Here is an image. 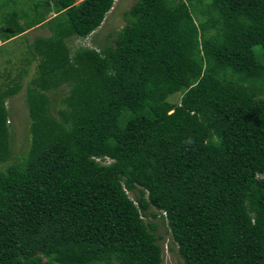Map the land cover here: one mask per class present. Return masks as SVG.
<instances>
[{"label":"trees","instance_id":"16d2710c","mask_svg":"<svg viewBox=\"0 0 264 264\" xmlns=\"http://www.w3.org/2000/svg\"><path fill=\"white\" fill-rule=\"evenodd\" d=\"M115 1L0 0V40L51 32L17 158L0 89V264H162L159 217L184 264H264V0H136L72 52Z\"/></svg>","mask_w":264,"mask_h":264},{"label":"rangeland","instance_id":"374dc122","mask_svg":"<svg viewBox=\"0 0 264 264\" xmlns=\"http://www.w3.org/2000/svg\"><path fill=\"white\" fill-rule=\"evenodd\" d=\"M34 1V0H31ZM136 0H116L113 8L107 13L102 25L91 35L85 38L73 36L67 39L72 52L80 47H100L107 42H112L114 35L125 25V12L132 6ZM53 16V13H51ZM4 30L0 22V33ZM51 32L45 26H37L28 30L10 41L4 42L0 40V89H5L8 85H13L19 78L21 72V89L20 91L8 98L6 105L10 111L9 123L11 128V147L13 156L17 158L25 155L30 146V124L31 119L28 114V106L26 102V88L29 85V80L36 74L37 62H26L24 60L28 55V45L38 35H49ZM27 69V73L25 70ZM66 87L62 86L54 93L63 96L66 92ZM55 94V95H56ZM181 94H173L169 100L171 102H179ZM156 225V233L160 235L159 243L163 247L162 264H184L182 258L177 252V247L174 250L169 249L171 237L167 232L168 226L162 218L151 219Z\"/></svg>","mask_w":264,"mask_h":264}]
</instances>
